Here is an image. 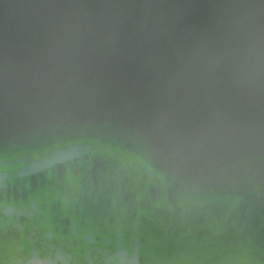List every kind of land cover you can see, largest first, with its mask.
<instances>
[{
    "label": "water",
    "instance_id": "water-1",
    "mask_svg": "<svg viewBox=\"0 0 264 264\" xmlns=\"http://www.w3.org/2000/svg\"><path fill=\"white\" fill-rule=\"evenodd\" d=\"M0 264H264V0H0Z\"/></svg>",
    "mask_w": 264,
    "mask_h": 264
}]
</instances>
